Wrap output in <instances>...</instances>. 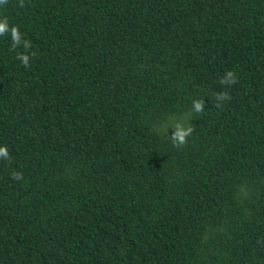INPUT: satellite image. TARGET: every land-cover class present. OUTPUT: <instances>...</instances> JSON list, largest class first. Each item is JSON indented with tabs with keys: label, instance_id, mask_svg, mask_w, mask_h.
I'll list each match as a JSON object with an SVG mask.
<instances>
[{
	"label": "trees",
	"instance_id": "16d2710c",
	"mask_svg": "<svg viewBox=\"0 0 264 264\" xmlns=\"http://www.w3.org/2000/svg\"><path fill=\"white\" fill-rule=\"evenodd\" d=\"M19 4L0 264H264V0Z\"/></svg>",
	"mask_w": 264,
	"mask_h": 264
},
{
	"label": "clouds",
	"instance_id": "9594fccd",
	"mask_svg": "<svg viewBox=\"0 0 264 264\" xmlns=\"http://www.w3.org/2000/svg\"><path fill=\"white\" fill-rule=\"evenodd\" d=\"M7 3H8V0H0V6H5V5H7ZM19 6L20 7L24 6L23 0H20ZM6 33H10L11 39L14 42V45H15V43L19 42L20 33H19L18 29L15 26H13L10 29L8 26L7 18L5 17L3 19H0V36L4 35ZM25 47H28V45L25 44ZM33 55H34V53H33ZM18 58L21 60V62L23 63V65L26 68L29 66V58L27 55H21ZM220 82H221V84L235 83L236 78L234 76V73L232 71L227 72L225 74V77L222 78ZM220 98H223L224 100L230 99V97L227 95V93L217 94L216 99H220ZM195 108H196L197 112L202 111L203 110V101L196 103ZM176 127L178 129H180L181 125L178 124ZM192 131H193V128L188 127L186 129L184 128L183 130H177L176 132H174L172 134V140H173L174 146L184 145L186 143V137L191 135ZM0 157H3L5 159L8 158V152H7V149L5 147H0ZM12 178L13 179H21L22 177H21V174H19V173H13Z\"/></svg>",
	"mask_w": 264,
	"mask_h": 264
}]
</instances>
